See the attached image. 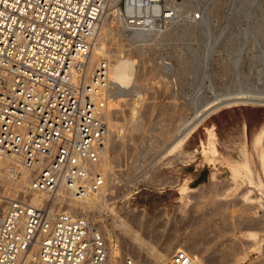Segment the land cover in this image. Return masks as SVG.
I'll return each instance as SVG.
<instances>
[{
  "label": "rangeland",
  "instance_id": "374dc122",
  "mask_svg": "<svg viewBox=\"0 0 264 264\" xmlns=\"http://www.w3.org/2000/svg\"><path fill=\"white\" fill-rule=\"evenodd\" d=\"M186 1L191 11L184 24L192 31L185 37L179 28L173 40L133 50L114 33L108 46L120 49L108 103L111 189L86 218L99 226L109 252L117 250L118 264L126 257L180 264L174 260L179 252L197 264H264V232L253 237L246 230L264 221V196L241 179L234 182L227 166L242 159L245 142L251 168L263 180L253 139L264 128V105L219 103L223 96L264 100V0ZM196 12L201 20L192 21ZM130 78L141 99L126 91ZM196 112L204 119L181 149L159 157ZM212 127L222 157L216 168L201 154ZM247 190L253 203L242 197Z\"/></svg>",
  "mask_w": 264,
  "mask_h": 264
},
{
  "label": "built area",
  "instance_id": "2783aa9c",
  "mask_svg": "<svg viewBox=\"0 0 264 264\" xmlns=\"http://www.w3.org/2000/svg\"><path fill=\"white\" fill-rule=\"evenodd\" d=\"M179 1L0 0V160L8 179L26 180L30 192L63 187L77 199L100 191L105 181L94 165L107 149L109 80L104 60L89 70L98 23L111 2L125 34L166 30L186 18ZM190 18L201 20L198 12ZM11 186H0V264H106L105 242L86 220L51 213L50 199L32 206L29 193ZM177 254L176 263L197 264Z\"/></svg>",
  "mask_w": 264,
  "mask_h": 264
},
{
  "label": "bare ground",
  "instance_id": "6f19581e",
  "mask_svg": "<svg viewBox=\"0 0 264 264\" xmlns=\"http://www.w3.org/2000/svg\"><path fill=\"white\" fill-rule=\"evenodd\" d=\"M166 4H171V3L167 2V0H166ZM176 4L179 5V6L176 5V8L178 10H180V6L182 9L185 8V10H186L185 15L187 14V12L191 11L190 5L187 3L186 0H182L180 3H176ZM108 5H109V8L104 10L102 18H101L100 22L98 23L96 34H95V37L92 41V48H91V52H90V56H89V70L93 67V65H95L96 62L101 61V60H104L108 64L107 66H108L109 89H108L107 95L105 96L106 97L105 98L106 105H105V110H104V113H105L104 119H105V122H106L107 128H108V143H107V149H106L105 153L103 154V156L101 157L99 163L94 165L95 170L103 177V179L105 181L104 185L101 187L100 191L89 194V195L85 196L84 198H79V199L74 198V196L63 187H59L57 190H55V192L53 194L34 192V191L30 192L29 190H25V188H27V186L29 185V183H27L26 180H23V182L21 184H19L17 181L13 182L12 180H10L6 177L4 170L6 168L7 162L5 160H0V186H2L3 188L6 189V191H8L11 184H13L15 189L21 188L20 190H23L24 192L26 191V193L27 194L29 193V195L27 198H25V201L32 206H39L40 204L46 203L47 200L50 199L51 200V203H50L51 213L52 212L53 213L66 212L70 216L79 217V218L86 220L88 222L89 226L91 228H93L95 231H97L102 236V238L105 242V247L107 250L106 264H118L117 261H115L116 258H120L117 250L115 252H112V253L109 252L110 249L108 250L106 240L104 239V236H103L102 231L100 230L99 226L92 224L89 221V219L86 218L88 211L92 210L94 208L93 205L96 206V204L98 203L97 200L100 197V195L104 194L105 192H108L111 189V187L108 186L109 185L108 180H109L110 165L108 162L107 153H108V146H109V137H111V135L113 133L114 124L112 122L113 120L111 121V114H110L111 111H110V107H109L110 104H108V103L111 102V100L114 97V94L111 95V91H114L113 87L115 86V82L118 81V75L119 74H118L117 65H119L118 64V56L120 55V49L119 50L116 49V50L112 51V49L110 50L108 46L112 45V44H110V42L113 41V39H114V33H116L118 35V37H123L122 40L124 42H126V44H128L127 45L128 49L133 48V50H136V49H134L135 47H138V49H139V47H141V46L148 45V42L153 41L152 44H155L156 42H159L160 40H162L161 42L167 41L170 38H172L170 40H173V38L175 36L174 37H172V36L175 35L176 30L179 28H180L179 30H181L180 32H181L182 36L185 35V32H184L185 30H189V31H192V30H190V25H188V26L185 25L187 22L183 21L182 24L177 23L175 25H172V27L174 26L173 28H171V26H170V28L172 29L170 32H169L170 28L168 27L169 29L168 28H167L168 30L166 29L168 32L166 30H164V32H163V30H162V31H157V32H151V33L143 35V36L125 34L123 31L120 30L117 22H115L114 19L111 17V13H112L111 9L113 7V3L110 2ZM110 24H113L116 26L115 30L110 29L112 27V26H109ZM174 28H176V29H174ZM161 34H162V36L164 35L162 37L163 39H161V37H160ZM158 36L160 37V39H158ZM105 39L107 40L106 44L103 43V40H105ZM133 84H134V79H132V78L128 79L127 83H126V88L128 87L129 89L127 88L126 91L131 90L133 96H135V99H137V100L141 99L140 92L135 91L136 88L132 87ZM137 100H135V101H137ZM215 100H218V99H215ZM219 103L223 104L221 106H225V105L228 106V104H233V103H237V104L238 103H251V104L257 103L260 105H264V100L263 99L262 100H260V99L259 100L258 99H249V98H243V97H237V96L236 97L223 96L221 98V100H219ZM203 113H205V112H202L201 114H203ZM207 115L208 114H206L205 117ZM199 116H200V114L196 112L195 119L192 122L185 123V124L181 125L175 131V133H173L172 138L174 137V140L167 147H165L164 151H162V153H161V155H159V157L162 155H163L162 157H167L168 155H170V152L174 148H176V147L180 148L181 147V146L178 147L181 140L184 139L186 137V135L197 124H199L204 119V118H202V119L198 118ZM198 120H200V121L197 123ZM138 126L139 125L137 124L136 127H138ZM213 128L214 127H212L211 129H209L207 131V135H208L207 146H205V144L201 143L202 144L201 145V149H202L201 154L203 156V159L207 163H209L210 165H213V167L216 168V165H218L222 162V160H220V159H222V157H221V155L218 151V148H217V135L214 132ZM253 147L255 150H257V153H258L259 165L261 166V172H262L263 180H262L261 176H259L255 172H253V170L251 168V161H250L251 158H250V155L246 149L245 142H243L242 147H241L243 150L242 159L240 161H229L227 163V166L230 170V174H231V177H232L234 182L241 179L245 182V185H247L248 188H251V190H252V188L256 189L257 191H259V193L261 195L264 196V128H262L255 135V137L253 139ZM251 190L250 191L247 190L248 192L244 193L242 195V197H244L246 200H249L253 203V201L248 198V196L252 192ZM63 205H65V207ZM63 208H65L66 211H63L62 210ZM253 223H255V222H253ZM247 226H248V224H247ZM121 227L123 228V225ZM124 229H125V227H124ZM246 230L253 237H256V236H258L259 231L264 232V221L257 222L256 225L247 227ZM125 234H127V233H125ZM137 238H135V239H137ZM226 243H228V242H226ZM127 259H130L135 264H142V263H140V262H138V261H136L130 257H126L123 260L121 259V264H126L125 262ZM155 262L154 263L151 262L149 264H158L159 263V262H156V263Z\"/></svg>",
  "mask_w": 264,
  "mask_h": 264
}]
</instances>
